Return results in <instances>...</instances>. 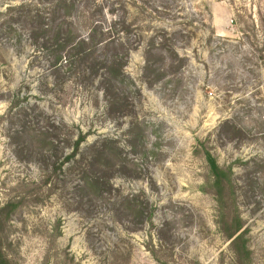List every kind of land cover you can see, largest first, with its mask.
Returning <instances> with one entry per match:
<instances>
[{
	"label": "rangeland",
	"instance_id": "obj_1",
	"mask_svg": "<svg viewBox=\"0 0 264 264\" xmlns=\"http://www.w3.org/2000/svg\"><path fill=\"white\" fill-rule=\"evenodd\" d=\"M42 1L0 0V207L20 201L4 229L12 263L159 264L154 254L169 264H236L216 224L200 141L220 167L232 168L246 264H264V127L255 120L264 113V59L253 52L264 0H84L95 22L104 29L116 23L114 37L128 39L121 53H128L129 107L114 117L97 80L59 81L35 49L17 6L41 9ZM134 1L148 12L136 14L143 9ZM122 23L133 24L130 36ZM140 29L167 40L153 51L158 80L143 70ZM46 118L86 134L81 148L109 139L110 195L81 187L87 161L72 169L74 160L63 162L68 153L59 154L53 173L52 152L16 139L23 123L45 129ZM225 120L239 128L232 140L219 131ZM132 195L143 216L116 218L113 197Z\"/></svg>",
	"mask_w": 264,
	"mask_h": 264
},
{
	"label": "trees",
	"instance_id": "obj_2",
	"mask_svg": "<svg viewBox=\"0 0 264 264\" xmlns=\"http://www.w3.org/2000/svg\"><path fill=\"white\" fill-rule=\"evenodd\" d=\"M82 1L83 3L80 5L78 0H43L41 9L32 10L26 3H21L17 9L22 11L19 18L34 42L35 49L41 51L45 56L50 72L54 74L55 78L64 81L66 76H72L80 82L88 83H94L97 80V89L102 94L106 115L109 117H114L116 114L124 116L129 107L128 97L125 93L127 77L122 69L125 64L123 60L126 61L128 53H121L125 47L124 39L126 37H114L116 23L107 29L102 28L98 22L93 20L92 13L89 9H85V1ZM132 3L143 9L136 14L141 16L148 12L144 1ZM122 7L125 9L124 6ZM256 23L260 37L256 39L253 52L260 53L264 59V18L258 15ZM255 25L252 21L253 29ZM122 26L123 34H131L133 24L122 23ZM241 30L245 34V30ZM143 33L144 31L140 29L139 40L141 41H137L144 42L143 70L149 73L156 72L158 80L161 74L155 71L153 66L155 62H161V60L155 61L156 56L153 51L159 46L164 47L167 40L156 32H152L148 37H146L147 35L142 36ZM170 54L172 59H177L180 63L184 61V57L180 58L174 50L170 51ZM173 67L170 65L171 69ZM257 94L259 93L257 92ZM260 101L264 106V100L260 98ZM263 117L264 113L258 114L255 116V120L264 127ZM46 126L45 129H32L30 125L23 123L21 129L15 132V137L24 141L28 140L27 143L30 145L40 144L41 146L38 148L40 151L46 149L52 152L54 156V161L51 163L53 173L58 169L56 160L59 154L63 156L68 153L64 156L63 162L74 160L71 165L72 169L75 168V164L80 167L84 161H87L88 173H86L87 170H83L84 179L81 182V187L91 193L93 197H102L103 194L110 195L115 189L107 177V172L112 167V159L108 153L109 149H107L109 139L103 138L81 148L87 135L80 130H74L64 122L54 124L49 120L46 122ZM219 129L230 140L234 136L231 131L239 132V128L230 120H225ZM259 134L264 137V129ZM60 142L63 147H60ZM198 145L201 148L198 152L202 155L207 173L206 184L212 191L217 206L216 224L222 236L229 242L234 262L246 264L248 249L244 240L245 231L241 218L236 213L233 200L232 168L220 167L209 148L204 147L200 141ZM47 160L49 159L47 158ZM63 162L61 163L63 164ZM58 166L60 168L61 164ZM19 203L20 201L10 200L0 207V264H13L6 254L7 239L4 229L9 213ZM144 210L138 197L133 195L113 197L111 201V212L118 219L130 215L140 218L143 216ZM152 255L159 264H169L160 261L154 254Z\"/></svg>",
	"mask_w": 264,
	"mask_h": 264
}]
</instances>
